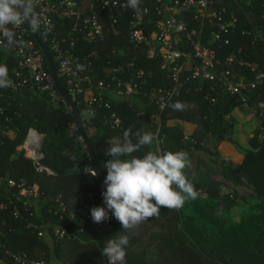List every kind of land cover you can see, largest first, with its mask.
<instances>
[{
	"label": "trees",
	"instance_id": "16d2710c",
	"mask_svg": "<svg viewBox=\"0 0 264 264\" xmlns=\"http://www.w3.org/2000/svg\"><path fill=\"white\" fill-rule=\"evenodd\" d=\"M213 1L211 10L224 8V19L228 23L237 20L235 30L223 35L229 40V44L224 45L220 42L210 43L211 30L205 29L203 44L212 46L222 62L234 55L242 63L230 66L233 80H238L240 76L245 81L251 80V68L264 73V38L255 40L256 29L264 31V0ZM150 10H153L152 6ZM151 15L154 17L153 11ZM131 21V12L118 15V24L109 33L106 32L102 43L93 44L79 39L74 52L84 57L90 55L91 71L96 80L102 79L108 68L133 60L136 48L128 40ZM64 24L69 28L68 22ZM11 62L10 69L14 67V62ZM160 64V55L154 60L141 58L135 61V65L146 72L148 86L145 88L171 86L166 74L159 70ZM58 80L60 85H65L64 79L59 77ZM211 85L215 84L198 79L190 81L187 89L172 98L162 111L154 106H143L145 100L134 97L109 102L108 108L95 106L94 115H91L85 110V98L82 95L76 107L104 176L107 175L104 164L111 159L105 155L110 142L114 138L122 139L123 132L129 127L133 132L143 129L153 132L157 138L165 137V143L159 144V147L157 142L146 146L141 152L134 153L137 156L156 149L161 152L182 151L184 146L209 151L204 141L210 133L223 137L224 115L238 106L236 96L218 90L210 92ZM199 87L200 90L197 89ZM92 94L96 96L97 92L93 91ZM211 97H216L217 102L211 103ZM249 99L258 108L257 104L264 101V83L252 91ZM177 101L186 103V110L175 111L169 107ZM0 108L3 109L0 122L11 129L0 149V231L7 235L8 251H22L32 259L45 260L49 264H107V257L102 254L103 247L108 238L120 233L114 221L111 231L107 233L83 226V233L78 240H55L50 235L53 226H63L71 231L79 227L76 223L60 221L48 213L47 209L52 204L50 198L64 201L69 212L85 215L92 207L84 210L78 202L86 199L88 193L96 191V186L89 183L79 167L86 158L75 136L70 133L69 125L75 124L73 112L67 111L63 105L52 108L46 97L32 93L28 87L17 93L0 89ZM142 109L145 114L141 115ZM115 118L120 120L117 127L113 126ZM29 128L43 135L41 161L56 175L37 173L32 161L19 152L18 148ZM185 137L187 141H184ZM248 144L250 151L241 162L226 164L222 168L225 175L221 174L235 185L242 179L247 181L254 189L255 196L262 199L261 206L264 208V119L252 131ZM68 154L74 155L75 161H71ZM183 171L198 191L197 198L189 199V202L197 204L188 207L184 204L179 210L162 207L159 216L128 230L126 255L129 264H264V227L258 235L249 231V238L254 239L249 247L246 244L247 236L242 234V229L248 233L246 223L242 222L240 229L236 224L228 228L230 223L222 221L226 211L235 206L234 193H222L220 184L203 172L187 168ZM6 179H12L16 184L23 181L38 185L41 194L39 213L29 217L15 197L17 188L9 186ZM2 205L6 208H2ZM15 206L20 211L18 219L13 217ZM202 217L209 221L204 222ZM28 223L34 227L26 228ZM40 226L45 227V234L41 237L37 234ZM249 228L251 230V226ZM0 260L3 264H16L4 252H0Z\"/></svg>",
	"mask_w": 264,
	"mask_h": 264
},
{
	"label": "built area",
	"instance_id": "2783aa9c",
	"mask_svg": "<svg viewBox=\"0 0 264 264\" xmlns=\"http://www.w3.org/2000/svg\"><path fill=\"white\" fill-rule=\"evenodd\" d=\"M213 2V0H141V14L137 15L127 6V0H35V12L41 18V24L39 29L34 31L50 51L54 64L57 65V77L64 79L65 85L61 86L75 104L79 103V98L84 95L85 110L88 114H93L95 106L109 107V102L112 101L106 94H114L120 98V101L141 97L145 100V105L154 106L162 111L172 98L187 89L190 81L198 79L215 84L210 86V92L218 90L236 96L235 102L240 109L253 111L254 115L264 119V101H260L257 108L249 99L252 91L264 83V73L251 68L250 72L253 76L251 80L245 81L243 76L233 80L230 66L233 63H242L234 55H230L222 62L212 46L203 44L205 29L211 30L210 43L220 42L224 45H228L229 40L223 38V35L235 30L237 20L233 19L228 23L224 19L226 13L224 8L218 11L211 10L214 6ZM151 6L153 10H150ZM126 12H131L132 16L128 40L136 48L133 60L108 68L104 77L96 80L95 74L91 71L90 55L84 57L74 52L78 41L82 39L93 44L104 42L106 32L109 33L110 29L118 24V15ZM66 22L69 23V28H66L64 24ZM9 27L15 32V39L22 43L9 45L6 40L0 39V64L8 67L13 82L7 90L17 93L28 87L32 93L46 97L53 108L63 105L67 107V111L72 112L69 103L59 94L49 64L26 22ZM262 38L264 31L256 29L255 40ZM159 55L161 56L159 70L166 74L171 86L145 88L148 86L146 72L144 68L137 67L135 61L141 58L154 60ZM11 61L14 62L12 69L9 67ZM197 89L200 90V87ZM93 91L97 92L96 96L92 94ZM209 100L211 103L217 102L216 97H211ZM0 113H3L1 108ZM119 124L120 120L115 118L113 126L117 127ZM69 128L71 136H75L86 158L79 167L88 181L96 186L95 192L88 193L86 199L78 202L79 206L84 210L104 206L101 196L104 188L98 173L93 177L85 171L87 167H92V162L84 141L76 133L77 128L74 123L70 124ZM10 133L9 126L0 122V149ZM164 140V136L157 138L158 147L159 144L165 143ZM187 140L188 138L185 137L184 141ZM42 141L43 135L29 128L18 148L19 152L32 161L37 173L54 176L56 172L41 161ZM68 157L71 161H75L74 155L68 154ZM6 182L9 186L17 188L15 197L20 201L23 210L29 217L35 216L40 210L38 201L41 194L38 185L26 184L23 181L16 184L12 179H6ZM49 200L52 204L47 209L48 213L60 221L67 220L69 224L79 225L75 231L63 226L51 227L50 235L55 240H78L84 227L104 233L112 229V217L102 223H94L90 212L78 215L69 212L64 201L53 198ZM1 207L6 208L3 205ZM13 217L15 219L20 217V211L16 206ZM43 226L38 229L39 237L45 234ZM33 227L31 223L26 226V228ZM0 252L7 254L16 264H49L45 260L32 259L22 251L9 252L7 235L2 231H0ZM107 264H110L108 258Z\"/></svg>",
	"mask_w": 264,
	"mask_h": 264
},
{
	"label": "clouds",
	"instance_id": "9594fccd",
	"mask_svg": "<svg viewBox=\"0 0 264 264\" xmlns=\"http://www.w3.org/2000/svg\"><path fill=\"white\" fill-rule=\"evenodd\" d=\"M141 0H127V6L137 15L141 14ZM146 11V10H144ZM29 22L33 30H38L41 18L35 12V0H0V39L9 45H16L15 32L9 25L16 26ZM9 69L0 64V89L12 85ZM175 111H184L188 105L177 101L169 105ZM94 115V114H93ZM157 142L151 131L129 127L122 139H113L105 155L111 157L104 164L107 175L102 191L104 206L91 208L94 223H102L114 216L126 230L134 229L149 218L159 216L161 208L179 210L186 200L196 199L198 191L184 173L189 163L184 151H147L142 156L134 155L146 146ZM86 172L95 177L97 172L87 167ZM111 214V216H110ZM127 234L108 238L102 254L110 264H126Z\"/></svg>",
	"mask_w": 264,
	"mask_h": 264
},
{
	"label": "crops",
	"instance_id": "0c3cea01",
	"mask_svg": "<svg viewBox=\"0 0 264 264\" xmlns=\"http://www.w3.org/2000/svg\"><path fill=\"white\" fill-rule=\"evenodd\" d=\"M108 99L111 100L112 102H117L120 101V98L114 94H106ZM143 106H147V105H143ZM144 108V107H143ZM237 109V110H236ZM239 107H233L228 113H226L224 115V123L223 127L225 129V125L226 122L230 120H233L234 122V128H231L229 132V134H224V137H220L218 134H213L210 133L208 135V137L206 138V140L204 141V144L206 146H208L209 151L210 152H214L218 159H215L216 157L208 155L206 158L204 159L203 162V166L201 167L202 169H204V171H207V175L215 182H217L218 184H220L221 187V192L222 193H229V192H224L223 191V182L225 184H228V186H233L232 188L235 189L237 191L238 185H235L234 183H232L230 180L224 179L223 177V182H220L219 180L215 179L216 173L219 174L220 172H218L216 170V166L219 167L220 165L225 166L226 164H237L239 162H241L243 156L250 151V146L248 144V140L252 134V131L258 126L259 124V119L254 116L253 114H251L248 118L246 119H242L240 122V118L238 116V113H236V111H239ZM144 109L141 110V115L145 114L144 113ZM241 112V111H239ZM255 120V125L254 127H251V129L246 130L247 127H249L248 122L250 120ZM238 120V121H237ZM245 125V127H244ZM253 128V129H252ZM247 134V136H246ZM243 137H246V141L244 142ZM185 145V143H184ZM184 152H186L187 154H192L195 155L196 157H198V153H202L203 150H195L192 147L188 146H184L183 150ZM82 153V152H81ZM215 155V156H216ZM189 170V169H188ZM191 171V170H190ZM212 173H214L212 175ZM215 175V176H214ZM90 183V182H89ZM255 199L259 200L260 197L259 196H254ZM255 199L251 198H247V200L250 203H254ZM260 201V200H259ZM262 202V199H261ZM235 207L233 206L232 208L228 209L225 213V215L223 216L224 218L222 219V221L225 222H232L233 224L238 225V223H240L241 221H243V217L244 215H249L246 212H244V210H240L238 212H236V210L234 209ZM250 207H247L246 210L249 211ZM40 211V210H39ZM38 211V213H39ZM253 213V212H250ZM257 212H254V214L252 215H256ZM221 215V213L219 214V216ZM256 223V222H255ZM258 224V222H257ZM0 264H3V262L0 260Z\"/></svg>",
	"mask_w": 264,
	"mask_h": 264
},
{
	"label": "rangeland",
	"instance_id": "374dc122",
	"mask_svg": "<svg viewBox=\"0 0 264 264\" xmlns=\"http://www.w3.org/2000/svg\"><path fill=\"white\" fill-rule=\"evenodd\" d=\"M239 111H241V112H239ZM239 111H236V113H238V116L240 118V122H241L242 119L248 118L251 114L254 115L253 111H250V110L239 109ZM254 116H256V115H254ZM257 118H259V117H257ZM260 120L261 119L259 118V122H260ZM39 124H41V123H39ZM248 125H249V127H247L246 130H249V129H251V127H254L255 120L254 119L250 120L248 122ZM244 127H245V125H244ZM231 128H234V122H233V120L229 119V121L226 122L225 130H224V133H223V137H224V134H229L228 131H230ZM246 136H247V134H246ZM245 138L246 137L242 136V139H243L244 142L246 141ZM208 155L214 156V157H216L215 159H218L217 155L214 152H209V151H206V150H203L202 153H198V155H197L198 157H196L195 155H192V154H190V155L188 154L189 163L187 164L186 168L191 170V171H195V169H196V170H198V172H203V173L206 174L207 171H204V169H202L201 167L204 165L203 164V162H204L203 158H206ZM217 166H216V170L218 172H220V173L219 174L216 173V176L214 175L215 179L219 180L220 182H223L222 181L223 178H222V174H221V172L223 174L225 173L222 170L223 165H220L219 167H217ZM213 174L214 173H212V175ZM222 184H223L222 186L224 188L223 189L224 192L234 193V197L236 199L235 200V206H234L235 208L234 209L236 210V212H238L240 210H244V212L249 214V215H244L243 219L244 218L245 219L243 221H241L240 223H238V226H239L240 229H242V227H241L242 224L241 223L244 222V223L247 224L248 233H247L246 229H245L246 233L242 229V231H243L242 234L244 235V237L247 236V237H245L246 238V244L250 247L252 245V240H254V239L253 238H249V237H251L250 234H249V231L252 234H254V235H258L260 233V231L262 230V228L264 227V208H263V206H261V198L259 199L260 201L255 199V197H254L255 196L254 189L244 179H242L240 181V183L238 184L237 191L235 189H233L232 188L233 186H231V185L228 186V184H225L224 182ZM251 197L253 199H255L254 203H250L247 200V198H251ZM185 204L188 207V206H195V204H197V203L194 202V201H190L189 202V199H188V200H186ZM247 207H250L249 211L246 210ZM250 212H253V213H250ZM254 212H257L256 215H252V214H254ZM202 220L204 222H208L209 221V219H206L204 217H202ZM202 220H201V222H202ZM257 222H258V224H257ZM231 224H233V223L230 222V224L227 227L229 228ZM249 226H251V230H250ZM51 264H53V263H51Z\"/></svg>",
	"mask_w": 264,
	"mask_h": 264
},
{
	"label": "water",
	"instance_id": "95a60500",
	"mask_svg": "<svg viewBox=\"0 0 264 264\" xmlns=\"http://www.w3.org/2000/svg\"><path fill=\"white\" fill-rule=\"evenodd\" d=\"M26 24H27L30 32L32 33V35H33L36 43L41 48V50L43 52V55H44L46 61L49 64V67H50V70H51V73H52V76H53V79H54V82L56 84V87H57V90H58L59 94L69 103V105H70V107L72 109V112H73V115H74V121H75V125H76V128H77L78 135L84 141V144L86 146V149L88 151L89 157H90L91 162H92V167L98 173L99 180H100V182H101V184H102V186H103V188L105 190V186L103 185V181L105 179V176H104V174H103L100 166L98 165V163L96 161V158L94 156V152L92 150V147H91V144L89 142V139H88L86 133L83 130V126L81 124V119H80V116H79V113H78L76 104L72 101L70 95L67 93V91L59 83V80H58V77H57L56 66L54 64V61H53V58H52V55H51L49 49L41 42V40L37 36L36 32L31 28L29 22L26 21ZM111 217H112V220L117 224V226H118V228L120 230V234H122V235L126 234V231L122 227L121 223L114 216H111ZM126 264H129V262L127 260V255H126Z\"/></svg>",
	"mask_w": 264,
	"mask_h": 264
}]
</instances>
